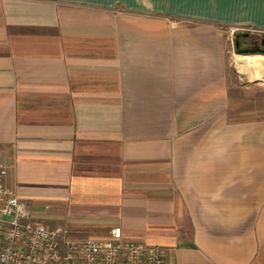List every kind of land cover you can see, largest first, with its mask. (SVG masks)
<instances>
[{"label":"crops","instance_id":"0c3cea01","mask_svg":"<svg viewBox=\"0 0 264 264\" xmlns=\"http://www.w3.org/2000/svg\"><path fill=\"white\" fill-rule=\"evenodd\" d=\"M254 34L264 0H0L6 187L73 240L264 264V54L234 48Z\"/></svg>","mask_w":264,"mask_h":264},{"label":"built area","instance_id":"2783aa9c","mask_svg":"<svg viewBox=\"0 0 264 264\" xmlns=\"http://www.w3.org/2000/svg\"><path fill=\"white\" fill-rule=\"evenodd\" d=\"M7 174L0 165V264H166L160 247L125 241L119 227L105 238L73 240L67 230L33 221L6 187Z\"/></svg>","mask_w":264,"mask_h":264},{"label":"flooded vegetation","instance_id":"af4514ba","mask_svg":"<svg viewBox=\"0 0 264 264\" xmlns=\"http://www.w3.org/2000/svg\"><path fill=\"white\" fill-rule=\"evenodd\" d=\"M240 41H238V38H237V41H238V44H239V48H250V49H255V48H259V41L261 40H256V39H253V38H244V39H240Z\"/></svg>","mask_w":264,"mask_h":264},{"label":"water","instance_id":"95a60500","mask_svg":"<svg viewBox=\"0 0 264 264\" xmlns=\"http://www.w3.org/2000/svg\"><path fill=\"white\" fill-rule=\"evenodd\" d=\"M259 46H260L259 48H255V49L245 48V49H240V51L243 52V53H250V52H253V51L264 53V39H261L259 41ZM234 48L235 49L239 48V44H238L237 38H236V40L234 42Z\"/></svg>","mask_w":264,"mask_h":264},{"label":"rangeland","instance_id":"374dc122","mask_svg":"<svg viewBox=\"0 0 264 264\" xmlns=\"http://www.w3.org/2000/svg\"><path fill=\"white\" fill-rule=\"evenodd\" d=\"M229 29H232V28H229ZM229 29H228V30H227V29H224L223 31L226 32V33H230L231 35H233V34L235 35V34H240V33H241L239 30L236 31V30H237L236 28H235V29H236L235 32L232 31V30L230 31ZM233 29H234V28H233ZM259 36H260V35H258V34H254L253 39H256V40L259 41V40H260V37H259ZM233 42H234V41H233V37H232V41H230V43H229V44H231L232 47H233Z\"/></svg>","mask_w":264,"mask_h":264},{"label":"trees","instance_id":"16d2710c","mask_svg":"<svg viewBox=\"0 0 264 264\" xmlns=\"http://www.w3.org/2000/svg\"><path fill=\"white\" fill-rule=\"evenodd\" d=\"M253 36V35H252ZM254 37V36H253ZM260 37V39H264V36H259ZM245 38H246V36H245ZM255 53H262V52H255ZM262 54H264V53H262Z\"/></svg>","mask_w":264,"mask_h":264}]
</instances>
